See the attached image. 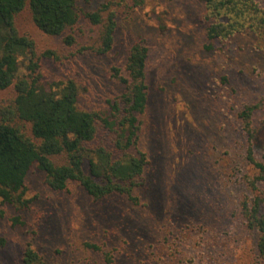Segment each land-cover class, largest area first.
Returning <instances> with one entry per match:
<instances>
[{
	"label": "rangeland",
	"instance_id": "374dc122",
	"mask_svg": "<svg viewBox=\"0 0 264 264\" xmlns=\"http://www.w3.org/2000/svg\"><path fill=\"white\" fill-rule=\"evenodd\" d=\"M102 1L80 5L92 9ZM204 11L200 0H145L120 18L110 53L70 58L72 48L40 30L28 4L16 15L17 28L35 41L39 55L54 49L61 57H42L44 81L74 78L79 105L89 110H106L107 100L121 93L109 69L122 65L136 37L147 39L150 94L139 147L150 163L146 183L135 190L138 204L126 195L95 201L77 182L52 190L33 168L26 179L30 208L18 211L0 200V237L6 238L0 264H21L30 239L52 264H103L102 252L85 241L112 250L113 264H264L240 214L250 191L245 177L257 170L246 159L239 118L247 104H264V49L250 32L206 48ZM15 92L14 85L0 90V101ZM26 131L31 134L29 124ZM17 214L26 225H12Z\"/></svg>",
	"mask_w": 264,
	"mask_h": 264
},
{
	"label": "trees",
	"instance_id": "16d2710c",
	"mask_svg": "<svg viewBox=\"0 0 264 264\" xmlns=\"http://www.w3.org/2000/svg\"><path fill=\"white\" fill-rule=\"evenodd\" d=\"M81 1L92 2L0 0V90L14 85L16 91L6 103L0 101V200L18 211L30 208L34 200L28 198L26 185L33 168L44 173L52 190L63 191L77 182L95 201L126 195L138 204L135 190L147 180L150 160L139 147L140 116L150 94L147 39L136 37L122 65L109 69L111 78L122 86L121 93L107 100L106 110H89L79 105V84L74 78L44 81L42 57H61L54 49L39 55L35 41L16 26V15L28 4L35 25L72 48L68 58L106 55L115 47L122 15L145 4V0H106L91 9L80 5ZM200 1L205 7L206 48L211 49L214 40L250 32L264 49V6L258 0ZM263 108L262 102L247 104L239 118L247 139L246 159L257 170L245 177L250 191L240 202V214L255 234L256 251L264 261V147L258 142ZM10 220L13 226L26 225L20 214ZM5 244L6 238L0 237V248ZM84 245L102 252L103 264L115 261L112 250H104L99 243L85 241ZM21 264L52 263L30 239Z\"/></svg>",
	"mask_w": 264,
	"mask_h": 264
}]
</instances>
